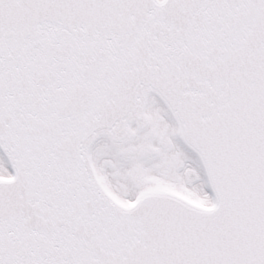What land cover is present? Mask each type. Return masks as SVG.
Segmentation results:
<instances>
[{
  "label": "snow or ice",
  "instance_id": "obj_1",
  "mask_svg": "<svg viewBox=\"0 0 264 264\" xmlns=\"http://www.w3.org/2000/svg\"><path fill=\"white\" fill-rule=\"evenodd\" d=\"M0 264H264V0H0Z\"/></svg>",
  "mask_w": 264,
  "mask_h": 264
}]
</instances>
